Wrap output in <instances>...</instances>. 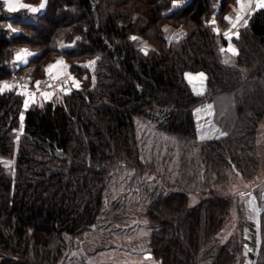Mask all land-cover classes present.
Wrapping results in <instances>:
<instances>
[{"label":"trees","instance_id":"1","mask_svg":"<svg viewBox=\"0 0 264 264\" xmlns=\"http://www.w3.org/2000/svg\"><path fill=\"white\" fill-rule=\"evenodd\" d=\"M237 1L48 0L35 19L0 1V264H66L70 248L101 221L114 174L124 167L141 176L157 171L138 129L145 115L164 117L162 128L182 144L179 169L187 164V183L196 182L200 168L206 174L205 196L195 204L187 189L168 190L166 181L152 187L146 214L153 259L240 264L239 252L221 238L232 198L209 187L233 171L252 179L261 167L264 7L233 42L209 22ZM166 26L187 32L170 40ZM134 35L155 48L141 49ZM230 42L234 53L226 49ZM23 47L37 53L18 75L41 77L47 62L63 56L83 86L25 107L15 89L1 88ZM92 58L93 72L82 66ZM197 71L206 76L200 86L189 81ZM224 96L232 107L220 119L226 133L198 140L195 108ZM255 225L260 242L252 263L264 264V209Z\"/></svg>","mask_w":264,"mask_h":264},{"label":"rangeland","instance_id":"2","mask_svg":"<svg viewBox=\"0 0 264 264\" xmlns=\"http://www.w3.org/2000/svg\"><path fill=\"white\" fill-rule=\"evenodd\" d=\"M0 1H2L8 11L17 12L24 10L27 13L26 17L32 19L36 18L34 17L35 15L45 11L48 2V0L35 2L14 0L17 10L13 11L9 9L5 0ZM245 2L247 3L248 1L238 0L232 6V10L226 12L225 15L230 17V22L224 18L225 15L223 17L218 16V9L210 15L209 22L218 35L231 41L241 35L242 29L247 26L250 19L237 35L227 36L219 33L215 22L228 25L232 23L231 21H236L237 17L243 19L245 10H236L240 9ZM19 4L35 7L38 11L32 12L31 7L21 8ZM41 4H44L43 8H40ZM217 11L218 13H216ZM233 11L236 16L232 13ZM166 27H170L168 29V38L170 40H175L178 36H182L187 32L183 26ZM180 28H182V32L177 34L176 31L180 30ZM136 36L134 35V37ZM137 38L140 41L141 49L147 51L155 48L145 37L138 35ZM232 42L226 46L229 53H234L233 49H236ZM25 52L30 53V55L24 54ZM36 53V51L27 47L19 49L15 55L14 72L11 77L4 79L1 85L2 90L15 89L20 93L25 107L34 104L42 105L52 99H61L64 94H68L73 89H79L83 86L82 81L70 70V64L65 61L63 56L47 62L45 64V73L41 77H34L30 70L18 75L17 71L26 67ZM18 54H24L22 59L17 60ZM58 62L61 63L58 64ZM82 66L93 72L96 67V58L85 61ZM200 74H203V78H200ZM189 81L193 85L197 84L200 86L205 84L206 76L203 72L197 71L192 76H189ZM76 82H78V86ZM5 84L9 87L5 88ZM196 93L201 95L203 90H196ZM206 100L205 103L202 102L194 110L196 120L195 133L198 140L226 133L224 124L220 119H222V114L226 113L228 115L232 108L230 99L225 96L215 103L210 100V104H208ZM23 115L20 119V127L17 129L18 135L22 133ZM223 122L225 123L226 121L223 119ZM137 123L139 133L147 150L146 157L147 159H153L152 164L157 171L155 170L149 175L141 176L135 173L134 170L124 167L114 174L105 195L104 214L101 221L96 227L79 237V241L70 248L66 264H160L159 261L153 259L148 247L151 228L146 208L151 201L152 187H155L158 183L164 185L166 181V183H169L167 185L168 190L187 189L191 204L199 202L205 196L204 193L206 192L201 187L206 182V174L199 167L201 170V172L199 171L201 173L199 178L194 183H187V180H185L188 177L187 164L179 169L180 161L183 160L179 156V152H182V144L176 136L168 134L162 128L164 127L162 124H165V118L163 117L160 122L149 115H145L141 116ZM259 140L262 160L260 170L255 177L247 179L233 171L230 173V179L227 182L215 183L212 180V182L210 181L212 185L209 186L214 187L216 192L232 198V213L221 233V238L231 248L239 252L240 264H253L254 259L252 257L257 254L259 248L260 235L258 229L256 230L255 224H258L259 214L264 209V120L259 128ZM195 152L197 153L196 150ZM163 155L167 158L166 164L161 160L164 158ZM8 163L10 164L11 161H8ZM178 181L180 182L179 184L183 185L182 187L175 185L176 183L178 184Z\"/></svg>","mask_w":264,"mask_h":264},{"label":"built area","instance_id":"3","mask_svg":"<svg viewBox=\"0 0 264 264\" xmlns=\"http://www.w3.org/2000/svg\"><path fill=\"white\" fill-rule=\"evenodd\" d=\"M255 1L253 2V7H255ZM257 4V3H256ZM252 12L251 11H247L245 12V14H243V19L238 20L236 23H230L228 25H222L221 23L215 22V26L217 27V30L219 31V33L223 36H227V35H237L240 30L243 28V26H245V24L247 23V21L251 18L252 16ZM177 34H180L182 32V28H180V30L178 29ZM176 37V34H175ZM208 104H210V101L206 100ZM205 103V101H204Z\"/></svg>","mask_w":264,"mask_h":264},{"label":"snow or ice","instance_id":"4","mask_svg":"<svg viewBox=\"0 0 264 264\" xmlns=\"http://www.w3.org/2000/svg\"><path fill=\"white\" fill-rule=\"evenodd\" d=\"M5 2L8 4V7H9L10 10H13V11L17 10V5H16V3H14V0H5ZM261 6L264 7V3H262ZM19 7L28 8V7H31V6L24 5V4H19ZM43 7H44V4H41L40 8H43ZM31 11L32 12H36V11H38V9L35 8V7H31ZM240 18L241 17H237V20H239ZM9 27H11V25H9ZM12 31H15V29H12ZM132 39L135 40L136 37H132ZM233 51H235V50L233 49ZM24 54L30 55V53H26V52ZM24 54H18L17 55V60L22 59V55H24ZM59 63H61V62H58V64ZM91 63H94V62H91ZM200 78H203V74H200ZM190 79H191V77H190ZM76 83H77V86H78V82H76ZM4 87L7 88L9 86L5 84Z\"/></svg>","mask_w":264,"mask_h":264},{"label":"crops","instance_id":"5","mask_svg":"<svg viewBox=\"0 0 264 264\" xmlns=\"http://www.w3.org/2000/svg\"><path fill=\"white\" fill-rule=\"evenodd\" d=\"M248 2L246 3H243L242 5H241V7H240V9H238V10H236V11H240L241 9H243V10H245V12H247V11H251L252 12V14L259 8V7H261V4L262 3H264V0H256L255 1V7H253L252 5H253V2H254V0H247ZM257 3V4H256ZM44 11V10H43ZM216 13H218V11L216 12ZM233 14H234V16H236L235 15V13H234V11L232 12ZM224 18L225 19H227V21H229L230 20V17L228 16V15H225L224 16ZM238 20H236V21H231L232 23H236ZM230 22V21H229Z\"/></svg>","mask_w":264,"mask_h":264}]
</instances>
